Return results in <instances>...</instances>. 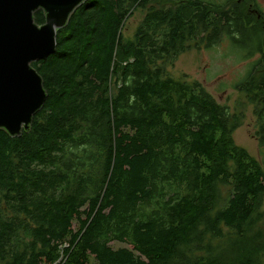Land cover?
Segmentation results:
<instances>
[{"label": "trees", "instance_id": "trees-1", "mask_svg": "<svg viewBox=\"0 0 264 264\" xmlns=\"http://www.w3.org/2000/svg\"><path fill=\"white\" fill-rule=\"evenodd\" d=\"M234 6L88 0L77 9L56 53L32 65L47 99L30 132L0 130V264H264V167L234 141L240 115L168 72L224 38L245 59L259 52L257 19ZM34 19L46 22L43 11ZM235 89L254 107L263 153L264 67Z\"/></svg>", "mask_w": 264, "mask_h": 264}, {"label": "water", "instance_id": "water-1", "mask_svg": "<svg viewBox=\"0 0 264 264\" xmlns=\"http://www.w3.org/2000/svg\"><path fill=\"white\" fill-rule=\"evenodd\" d=\"M87 1L0 0V130L11 138L30 132L47 99L32 65L56 53L58 30ZM38 11L45 14L43 26L35 23Z\"/></svg>", "mask_w": 264, "mask_h": 264}, {"label": "rangeland", "instance_id": "rangeland-1", "mask_svg": "<svg viewBox=\"0 0 264 264\" xmlns=\"http://www.w3.org/2000/svg\"><path fill=\"white\" fill-rule=\"evenodd\" d=\"M141 20L142 13L136 12L126 23L123 31L126 38L133 37ZM245 58V52L239 45L224 38L211 48L186 52L168 72L176 79L187 76L190 81L200 82L219 104L228 107L230 112L239 114L241 126L233 135L234 141L237 146L245 149L264 167V152L260 151L256 138L258 125L254 107L248 104L245 96L235 89L244 80L252 65V61ZM260 228L264 231V221ZM220 245V248L226 246V244ZM111 246L115 250L126 248V245L118 243H113Z\"/></svg>", "mask_w": 264, "mask_h": 264}, {"label": "flooded vegetation", "instance_id": "flooded-vegetation-1", "mask_svg": "<svg viewBox=\"0 0 264 264\" xmlns=\"http://www.w3.org/2000/svg\"><path fill=\"white\" fill-rule=\"evenodd\" d=\"M226 4V7L223 9L224 11L230 10V8H235L234 5H240L243 4L244 6L248 5V8L251 11V17H255L257 20L255 22L256 26L258 27V30L263 32L262 37V43L259 46V52L254 53L249 60L252 61L251 68L253 67H264V0H219ZM236 8H239L236 6ZM250 49V48H249Z\"/></svg>", "mask_w": 264, "mask_h": 264}]
</instances>
